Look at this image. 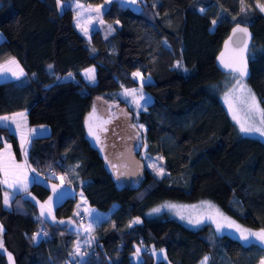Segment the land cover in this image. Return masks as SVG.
Returning a JSON list of instances; mask_svg holds the SVG:
<instances>
[{
    "label": "trees",
    "instance_id": "trees-1",
    "mask_svg": "<svg viewBox=\"0 0 264 264\" xmlns=\"http://www.w3.org/2000/svg\"><path fill=\"white\" fill-rule=\"evenodd\" d=\"M71 1L0 0V64L13 58L23 73L0 80V115L23 111L28 126L48 129L46 140L27 144L39 181L15 192L9 209L1 206L0 185V264H134V245L142 246L138 264H198L205 257L207 264H262L257 244L209 223L189 229L168 214L146 213L166 201H208L242 226L264 229V141L239 135L229 121L219 99L226 74L213 62L228 29L247 26L243 81L264 109V15L254 5L264 0H143L137 11L110 0L101 19L111 32L103 37L95 29L87 40L71 23ZM89 66L92 84L79 75ZM134 71L149 78L140 86L149 102L133 121L142 126L143 153L159 156L163 172L144 169L136 186L115 187L84 121L96 99L122 104L112 94L136 87ZM1 138L7 140L2 127ZM59 179L89 207L114 204L91 227L94 244L83 256L73 247L83 238L81 211L70 213L76 197L57 202L51 220L37 212ZM133 219L140 223L130 226ZM149 248L163 249L166 261H154Z\"/></svg>",
    "mask_w": 264,
    "mask_h": 264
},
{
    "label": "rangeland",
    "instance_id": "rangeland-1",
    "mask_svg": "<svg viewBox=\"0 0 264 264\" xmlns=\"http://www.w3.org/2000/svg\"><path fill=\"white\" fill-rule=\"evenodd\" d=\"M109 1L110 0H103L98 4H82L79 1H71V23L82 37L88 39L90 31L94 28L99 30L103 37L109 35L111 27L109 24L104 23L101 19V14L108 6ZM116 1L121 6L127 7L132 11H137L140 7V2L143 0H136L135 4H132L131 0ZM78 4L82 5V7L78 8ZM254 5L256 9L264 15V11H261L260 7H258L259 4L256 3ZM97 9H99V11H97ZM78 13L79 15H77ZM1 38L2 35L0 33V39ZM7 61L0 64V80L17 78V73L19 71L21 73L22 69L16 60V64H10L7 63ZM88 69L93 68L92 66L86 67L79 71V75L86 83L92 84L94 81L89 80L90 74L87 73ZM134 73L139 72L134 71L130 74V78L135 81L136 87L120 88L112 94L114 95V98L120 99L122 104L114 101L96 99L91 104L90 111L86 115L87 118L84 122L86 136L91 142L90 145L97 150L98 154L103 159L115 187L136 186L142 178V172L144 169L148 170L155 176L160 174L158 170L161 169L159 156H148L143 153V145L140 134L142 126L133 121L135 112L137 110H141L149 101V97L140 89V86L147 80L146 76L141 73H139V76H134ZM70 77L71 76H67L65 79H70ZM236 79H238L236 75L226 74L223 82L220 84L221 90L219 93V99L224 111L239 135L264 141V137H261L259 133H241L239 125L233 120V114H235L242 122L246 120L248 116L247 107L241 99V97L246 95V93L237 91L234 88L236 85ZM244 85L246 84L244 83ZM246 88L249 89L247 86ZM141 97H143V99ZM138 104L140 105L139 107L137 106ZM230 108L232 111L229 110ZM260 118L261 117L258 112L253 114V121L257 127L260 126ZM249 122L251 123L252 121ZM0 141L4 142L6 140L1 138ZM9 152L8 148H4L0 151V155L2 154V157L0 156L1 164H3V162L7 163V160H11ZM6 154L8 156L7 160V157H5ZM164 205H172L174 207H162ZM113 207L114 204L111 205L107 211H98L83 202L81 211V206L78 204V200L74 203L72 214L75 215L77 212L81 211L83 212V216L85 218L82 220L84 224L82 223L81 225L83 229V238L77 240L79 242L74 245V252L76 251L80 254V252L83 251V255H85V251L89 249L88 246L92 245L91 243L93 237L90 234L91 227L99 219L106 217ZM154 208H160V211L153 212L152 210ZM161 213L168 214V217L174 219L179 224L189 229H195L203 223H209L217 233L225 234L241 243L247 244L245 241L240 239V232H238L234 227H229L227 222L223 220L221 214L224 217H227L230 221L234 220L223 214L208 201H198L195 203L166 201L150 209L146 213V216H154ZM136 220L137 219H133L130 221L129 225H132ZM189 221H191V223H189ZM234 222L235 224L240 225L241 228L248 229L251 232H259L262 230L248 228L242 226L236 221ZM217 224L221 225L219 231H217ZM254 244L264 248V244H261L259 240H255ZM137 249L141 250L142 246H133L134 252L130 255V260L134 264H138L140 262V255L137 253ZM148 251L154 261H166L163 249L149 248ZM80 255L83 256L82 254ZM203 260L204 259H202L198 264H201Z\"/></svg>",
    "mask_w": 264,
    "mask_h": 264
},
{
    "label": "crops",
    "instance_id": "crops-1",
    "mask_svg": "<svg viewBox=\"0 0 264 264\" xmlns=\"http://www.w3.org/2000/svg\"><path fill=\"white\" fill-rule=\"evenodd\" d=\"M93 30H95V28L92 29L91 31ZM83 38L86 39L85 37ZM146 78L147 80L144 83L149 82V78L148 77ZM18 113L24 114L23 111H19V112H13L7 115H0V117H5V116L9 118L15 117V123H13L12 119H9L8 121H5L2 124H0V127L5 128L7 131V140L1 143L0 151L3 150L4 148H8V150L11 152V153L9 152L11 156V160L9 161L7 160L8 156L6 154L5 157H7L6 158L7 163H4V162L3 164L0 163V185L2 187L1 206L4 209H9L10 200L12 199L13 194L15 192L25 189L32 182L39 181V176L30 167V165L27 162L26 156L21 149V135H24L28 137L29 139L34 138L37 141L46 140L48 137V129L46 126L44 125L28 126L25 122V115H23V117L17 116L16 114ZM17 124L20 125L19 129H17ZM84 127H85V123H84ZM32 130H37V132H39L40 130H43V135H35L32 132ZM84 132L86 136V131ZM87 140L89 141V144H90L91 143L90 140L88 138ZM142 149H144V145L142 146ZM0 156L2 157V154ZM16 165H19V167H16ZM5 179H7L8 181L7 184L4 183ZM49 187H50L49 197L46 200L40 203H37L38 215L41 216L43 219H46V220L53 219V216H52L53 206L57 202L61 201L63 198H66V197H74V198L76 197L78 200V204L81 206L80 210L82 209V204L84 201L81 195L79 193H75L72 188L68 186H64L60 179L57 182V184L55 183L53 185H49ZM54 188H55V191H54ZM6 195L8 197L7 204H5ZM73 207H74V204H73ZM42 211H43V215L41 214ZM72 212H73V208L70 213L72 214ZM79 214H82V219H83L84 218L83 212ZM78 242L79 241L75 240L73 244L76 245Z\"/></svg>",
    "mask_w": 264,
    "mask_h": 264
},
{
    "label": "snow or ice",
    "instance_id": "snow-or-ice-1",
    "mask_svg": "<svg viewBox=\"0 0 264 264\" xmlns=\"http://www.w3.org/2000/svg\"><path fill=\"white\" fill-rule=\"evenodd\" d=\"M131 2H132V4H135L136 0H131ZM77 7L80 8V7H82V5L78 4ZM258 7H260L261 11H264V6L258 5ZM97 11H99V9H97ZM77 15H79V13ZM213 23L215 24V21H213ZM233 31L234 32L235 31H242V32L247 33L246 28H239V27L233 29ZM245 47H246V45H245ZM7 63L16 64V61L14 59H10L9 61H7ZM49 67H51V66H49ZM232 70H233V72L239 71L240 78L236 79V85L234 86V88L237 91H242V92L246 93V95L241 97V99H242V102L245 104V106L247 107V110H248V116H247L246 120H244L242 122L240 119L237 118V116L235 114H233V120L239 125V129H240L241 133L249 134V133L255 132V133H259V135L261 137H264V109L260 108L259 104L256 102L255 96L251 93V90L247 89L246 85H244V83H243V77L247 75L246 63L244 64V66L242 68L233 67ZM87 73L90 74L89 80L95 79L94 69H88ZM20 74L21 75L23 74L22 70H21ZM69 75H71V74H69ZM133 75L139 76V73H134ZM133 91H135V90H133ZM141 98L143 99V97H141ZM137 106L139 107L140 105L138 104ZM229 110L232 111L231 108ZM257 112L260 114V117H261L259 120V124H260L259 127H257L255 122L253 121V114L257 113ZM16 115L23 117L24 114L18 113ZM9 119H12L13 123H15V117L9 118V117L5 116V117H0V124H2L5 121H8ZM249 121H252V122L250 123ZM19 128H20V125L17 124V129H19ZM32 132L35 135H43V130H40L39 132H37V130H32ZM90 134H91V132H90ZM28 142H29V138L24 136V135H21V149L24 152L25 156L27 155L26 145ZM16 167H19V165H16ZM158 171L160 173L163 172L162 169H160ZM7 182H8L7 179H5L4 183L7 184ZM54 191H55V188H54ZM7 203H8V197L6 195L5 196V204H7ZM162 207H174V206L164 205ZM42 208H43V206H42ZM152 211L153 212H159L160 208H154ZM41 214L43 215V211ZM221 216H222L223 220L227 222L229 227H234L238 232H240V239L241 240L245 241L248 244H253L255 242V240H259L261 242V244H264V229L260 230L259 232H251L248 229L241 228L240 225L235 224L234 221L228 220V218L224 217L222 214H221ZM61 223H63V221H61ZM134 223H140V221L136 220V221H134ZM189 223H191V221H189ZM220 227H221V225L217 224V231L220 230ZM37 235H39V234H37ZM253 238H255V239H253ZM36 239H37V236H33V240L35 241ZM139 251L140 250L137 249V253ZM77 255H79V252H77ZM11 260H12V257L9 256V261H11ZM207 261H208V257H205L204 260L201 262V264H207ZM262 264H264V261H262Z\"/></svg>",
    "mask_w": 264,
    "mask_h": 264
},
{
    "label": "water",
    "instance_id": "water-1",
    "mask_svg": "<svg viewBox=\"0 0 264 264\" xmlns=\"http://www.w3.org/2000/svg\"><path fill=\"white\" fill-rule=\"evenodd\" d=\"M246 28L247 33L242 31H233L235 28ZM251 41V32L248 27L239 23L233 24L227 31V34L222 39L219 49L214 57V66L218 72L222 74H234L240 78L239 71L233 72V67L242 68L246 63L247 75L243 80L248 77L247 66V51ZM246 45V47H245Z\"/></svg>",
    "mask_w": 264,
    "mask_h": 264
},
{
    "label": "built area",
    "instance_id": "built-area-1",
    "mask_svg": "<svg viewBox=\"0 0 264 264\" xmlns=\"http://www.w3.org/2000/svg\"><path fill=\"white\" fill-rule=\"evenodd\" d=\"M48 175H49V176H53V172H52V171H49ZM78 219H81V216H78ZM91 244H92V245L94 244V238H93V240H92V243H91ZM92 245H91V246H92ZM92 248H93V247H92ZM145 252H146V251H145ZM80 254H82V255H83V251H81V252H80Z\"/></svg>",
    "mask_w": 264,
    "mask_h": 264
}]
</instances>
